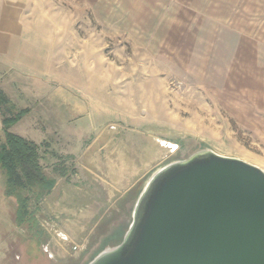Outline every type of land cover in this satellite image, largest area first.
Segmentation results:
<instances>
[{
  "label": "rangeland",
  "instance_id": "374dc122",
  "mask_svg": "<svg viewBox=\"0 0 264 264\" xmlns=\"http://www.w3.org/2000/svg\"><path fill=\"white\" fill-rule=\"evenodd\" d=\"M13 28L8 94L35 112L16 126L55 185L39 244L10 199L0 264H87L118 244L147 177L200 149L264 171V0H0ZM101 179L120 184V210H101Z\"/></svg>",
  "mask_w": 264,
  "mask_h": 264
},
{
  "label": "water",
  "instance_id": "95a60500",
  "mask_svg": "<svg viewBox=\"0 0 264 264\" xmlns=\"http://www.w3.org/2000/svg\"><path fill=\"white\" fill-rule=\"evenodd\" d=\"M87 264H264V171L206 148L160 166Z\"/></svg>",
  "mask_w": 264,
  "mask_h": 264
},
{
  "label": "trees",
  "instance_id": "16d2710c",
  "mask_svg": "<svg viewBox=\"0 0 264 264\" xmlns=\"http://www.w3.org/2000/svg\"><path fill=\"white\" fill-rule=\"evenodd\" d=\"M28 111V108L17 110L14 105L8 104V113L4 114L2 119L0 170L4 176V194L15 203L13 219L15 224L26 227L31 233V239L37 242V236L41 231L38 228L35 210L38 203L55 185V178L48 177L45 173L41 164L40 145L9 131V128ZM53 170L59 171L61 175L65 173L56 166Z\"/></svg>",
  "mask_w": 264,
  "mask_h": 264
},
{
  "label": "crops",
  "instance_id": "0c3cea01",
  "mask_svg": "<svg viewBox=\"0 0 264 264\" xmlns=\"http://www.w3.org/2000/svg\"><path fill=\"white\" fill-rule=\"evenodd\" d=\"M11 34H19V30L16 28H13L11 32L8 29L7 30L0 29V130L1 131H2V119L4 117V114L8 113L7 111H8L9 103L14 105L15 108L18 110L25 109V108L29 109L28 106H23L21 108H18L19 105L17 104V102H15V99L13 98V96L8 94V88H9V86L7 85L9 82L8 74L10 71L18 69L21 66V63L23 60L22 59L23 55H21V52H20L21 49H19L20 42L16 40V38L14 39L10 37L9 35ZM15 97L16 99H19L18 96H15ZM3 100L7 101V103L5 104L4 103L5 101ZM34 113L32 112L31 109H29L28 114H34ZM18 122H20V120ZM18 122L13 124L9 128V131L28 139V137L23 136V134L18 130L16 126ZM112 182H113L112 184H110V182H107V181L102 182V179H101V210H109L111 205H113L112 209L114 210L116 209L115 205L116 204L120 205L121 203L122 192H121V188L119 187L120 184L114 181ZM3 186H4V176L0 170V226L4 227L7 230L9 229L11 225V220L9 217L10 198L4 194ZM109 187H111L112 189H110ZM137 194L138 193H136L135 195V199L137 197ZM86 195H87L86 200L83 201L85 202L84 205L86 207L82 208V210L83 209L91 210L92 209L91 205L93 203L97 204V201L94 200L93 196L92 197L89 196L90 193H86ZM135 199H134V202H135ZM83 202H81L78 197H74V196L73 197L68 196L66 198V203L72 207L70 208L69 211H72V212L75 211L74 209L78 208L81 203L83 205ZM117 209L120 210L121 205Z\"/></svg>",
  "mask_w": 264,
  "mask_h": 264
}]
</instances>
